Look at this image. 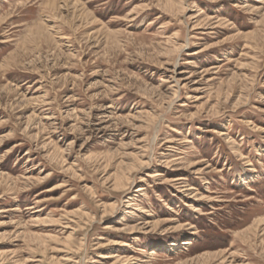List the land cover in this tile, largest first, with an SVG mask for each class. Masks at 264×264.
<instances>
[{
    "label": "rangeland",
    "instance_id": "obj_1",
    "mask_svg": "<svg viewBox=\"0 0 264 264\" xmlns=\"http://www.w3.org/2000/svg\"><path fill=\"white\" fill-rule=\"evenodd\" d=\"M0 264H264V0H0Z\"/></svg>",
    "mask_w": 264,
    "mask_h": 264
},
{
    "label": "bare ground",
    "instance_id": "obj_2",
    "mask_svg": "<svg viewBox=\"0 0 264 264\" xmlns=\"http://www.w3.org/2000/svg\"><path fill=\"white\" fill-rule=\"evenodd\" d=\"M68 6V5H67ZM156 177V176H155ZM183 178H178L177 180H173V182L181 181ZM152 223V222H151ZM191 245V243H189ZM188 245V244H187Z\"/></svg>",
    "mask_w": 264,
    "mask_h": 264
}]
</instances>
